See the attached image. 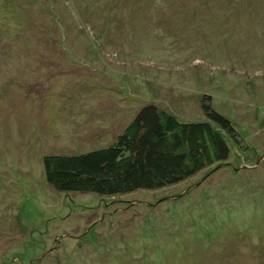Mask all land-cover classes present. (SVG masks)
<instances>
[{"label": "rangeland", "instance_id": "374dc122", "mask_svg": "<svg viewBox=\"0 0 264 264\" xmlns=\"http://www.w3.org/2000/svg\"><path fill=\"white\" fill-rule=\"evenodd\" d=\"M158 2H0L26 34L0 25V264H264V0ZM147 104L211 105L230 158L156 191L49 185L46 156L110 146Z\"/></svg>", "mask_w": 264, "mask_h": 264}, {"label": "trees", "instance_id": "16d2710c", "mask_svg": "<svg viewBox=\"0 0 264 264\" xmlns=\"http://www.w3.org/2000/svg\"><path fill=\"white\" fill-rule=\"evenodd\" d=\"M203 1L211 3L212 0ZM0 2L4 12L13 9V13L19 16H24L25 12L28 14L31 9L25 6L26 2L40 4L39 0ZM174 2L170 0V4ZM44 3L50 13L57 0H45ZM3 24L14 26L19 35L18 43L26 42L23 18L17 25L15 22H0ZM203 107L204 120L186 121L160 106L147 104L110 146L79 155L46 156L43 162L47 182L61 192L100 196L156 191L226 162L232 151L230 142L238 143V133L230 119L209 104Z\"/></svg>", "mask_w": 264, "mask_h": 264}]
</instances>
